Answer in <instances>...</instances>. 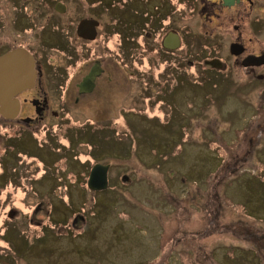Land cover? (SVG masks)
Returning <instances> with one entry per match:
<instances>
[{
  "label": "rangeland",
  "instance_id": "374dc122",
  "mask_svg": "<svg viewBox=\"0 0 264 264\" xmlns=\"http://www.w3.org/2000/svg\"><path fill=\"white\" fill-rule=\"evenodd\" d=\"M54 1L0 0V44L38 43L11 25L15 6H39L47 23ZM59 1L60 30L92 14L111 30L121 9ZM123 28L124 53L116 32L108 46L130 76L77 104L69 94L64 120L24 131L23 154L8 148L19 133L0 115V264H248L252 253L264 264V81L248 83L233 61L228 76L200 57L187 64ZM95 162L111 164L105 190L87 187Z\"/></svg>",
  "mask_w": 264,
  "mask_h": 264
},
{
  "label": "flooded vegetation",
  "instance_id": "af4514ba",
  "mask_svg": "<svg viewBox=\"0 0 264 264\" xmlns=\"http://www.w3.org/2000/svg\"><path fill=\"white\" fill-rule=\"evenodd\" d=\"M84 1L88 3V0ZM98 2L104 4L103 0ZM127 2H132L128 6L133 8L132 16L129 15L128 18L124 17L127 6L123 0H107L104 4L108 11L113 10L117 4L121 5V9L112 19L115 26L111 30L98 14L69 17L67 30L64 27V30H60L61 25L56 15H66L69 12L68 5L63 1L53 2L51 7L53 10L47 23L43 22L44 16L39 6L26 7L20 4L15 6L17 11L11 25L14 24L18 35L30 32L32 36L38 38V43L31 45L16 36L0 44V58L11 52H20L31 61L32 67L31 80L16 91V98L19 101L17 115L8 118L0 113L6 124L15 127L14 132L19 133L18 136L14 133V137L17 138L12 140V143L9 141L10 138H7L8 148H13L12 152L24 153L22 151L24 143L30 136L24 134V131L28 128L37 136L48 129L53 118L60 117L64 120V115L68 114L65 107L68 105L69 94L72 95L74 104H77L86 95L90 97L98 95L102 82L113 85L123 78L124 73L127 77L130 76L124 67V57L108 46L109 36L116 32L120 35V41L116 42V50L124 53L125 35L121 30L124 29L123 25L135 28L133 32L134 35L136 33L135 40L138 41L140 35L150 38L155 49L176 54L178 59L187 64L195 65L196 59L200 57L204 67L222 71L228 76L230 71H233L230 66V62L233 61L240 65L241 71L248 76V83L264 81V0H127ZM58 3L64 5L62 7L64 11L57 9ZM16 58L22 60L20 56ZM212 60L220 62L219 68L208 64V61ZM103 92L104 89L100 94ZM52 93L60 95L58 107L53 103L50 95ZM26 106L30 107L32 113H25ZM97 163L102 162H95L93 166ZM88 179L87 187L90 189ZM52 214H49V220ZM58 229L67 231L63 227ZM41 230L45 236L52 234L45 226ZM250 232V229L244 228L241 233ZM24 237L18 232V238ZM39 237L40 241L36 243L44 241L43 236ZM260 247L256 246L252 250ZM248 255L251 257L248 264L261 263L260 258L255 257L253 253Z\"/></svg>",
  "mask_w": 264,
  "mask_h": 264
},
{
  "label": "water",
  "instance_id": "95a60500",
  "mask_svg": "<svg viewBox=\"0 0 264 264\" xmlns=\"http://www.w3.org/2000/svg\"><path fill=\"white\" fill-rule=\"evenodd\" d=\"M57 9L64 11V5L58 3ZM169 39H166L168 44ZM22 57L17 60L16 57ZM31 61L20 52H11L0 58V113L8 118L14 117L19 111V101L16 91L28 84L31 80ZM214 67L219 68L218 60L208 61ZM11 89V90H10ZM110 164L97 163L92 167L88 186L93 191L104 190L109 186Z\"/></svg>",
  "mask_w": 264,
  "mask_h": 264
},
{
  "label": "trees",
  "instance_id": "16d2710c",
  "mask_svg": "<svg viewBox=\"0 0 264 264\" xmlns=\"http://www.w3.org/2000/svg\"><path fill=\"white\" fill-rule=\"evenodd\" d=\"M24 240H28V239H23L22 241H24ZM26 242V241H25ZM24 242V243H25ZM27 245H20L19 247H17V250L15 251V253L17 254L18 252H20L21 253V251H22V249H25V247H26Z\"/></svg>",
  "mask_w": 264,
  "mask_h": 264
}]
</instances>
